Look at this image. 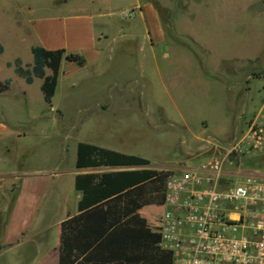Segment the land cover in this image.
Here are the masks:
<instances>
[{
    "label": "rangeland",
    "instance_id": "obj_1",
    "mask_svg": "<svg viewBox=\"0 0 264 264\" xmlns=\"http://www.w3.org/2000/svg\"><path fill=\"white\" fill-rule=\"evenodd\" d=\"M148 2L0 0V82L10 80L0 92V124L14 132L0 134V264H40L52 255L59 223L76 203L77 143L139 156L172 173L206 162L211 143L227 145L251 122L264 123L262 4L164 0L163 34L150 43L147 17L137 9ZM77 9L98 15L102 55H79L82 67L61 61L47 105L41 81L24 84L12 64L30 63L29 48L44 37L30 24ZM241 161L242 170L264 172V152ZM143 206L149 229L162 205ZM75 260L71 252L61 264Z\"/></svg>",
    "mask_w": 264,
    "mask_h": 264
},
{
    "label": "trees",
    "instance_id": "obj_2",
    "mask_svg": "<svg viewBox=\"0 0 264 264\" xmlns=\"http://www.w3.org/2000/svg\"><path fill=\"white\" fill-rule=\"evenodd\" d=\"M29 52L31 65L22 67L15 59L13 73L26 85L39 79L42 100L49 105L61 61L77 67H82L84 61L64 49L32 46ZM9 82H0V92L8 88ZM246 164L247 161L240 162V166ZM73 168L80 172L73 176V189L79 194L77 215L61 224L56 247L58 264L71 252L77 256L76 264H171L168 254L144 240L145 222L132 207L134 200L160 196L163 182L171 172L155 170L139 156L83 142L75 146ZM146 183H152L149 189L132 191Z\"/></svg>",
    "mask_w": 264,
    "mask_h": 264
},
{
    "label": "built area",
    "instance_id": "obj_3",
    "mask_svg": "<svg viewBox=\"0 0 264 264\" xmlns=\"http://www.w3.org/2000/svg\"><path fill=\"white\" fill-rule=\"evenodd\" d=\"M210 147L198 169L165 178L156 247L171 264H264V179L237 173L243 157L264 152V123Z\"/></svg>",
    "mask_w": 264,
    "mask_h": 264
},
{
    "label": "crops",
    "instance_id": "obj_4",
    "mask_svg": "<svg viewBox=\"0 0 264 264\" xmlns=\"http://www.w3.org/2000/svg\"><path fill=\"white\" fill-rule=\"evenodd\" d=\"M56 4L64 5L67 7V5L71 2H76V5L79 6V0H54ZM251 0H242V3L244 7H247V4ZM262 4L264 7V0H255ZM78 2V3H77ZM146 6L138 7V12L142 17L145 15L148 20V26H146V29H144L145 33V39L148 40V42L151 43V41L154 39H158L163 34V29L160 24V20L158 17L159 9H164V0H152V2H148ZM156 5L158 8H156ZM98 15L96 14H90L85 10L77 9L75 11L66 12V14L61 16H52V18H48L42 21L37 22V24H30L32 31L34 33L43 35L44 37L38 40L37 45L44 48L45 50H56V49H64L65 51L71 52L73 54L81 55L82 57L84 55H89L92 61H97L100 56L102 55V48H101V39H105V36L102 34H96L94 31V19L97 18ZM31 65L30 63H27L25 67H29ZM49 73L46 71L45 75H48ZM40 81V80H39ZM25 84V83H24ZM206 127H204L205 129ZM0 134L5 133L10 135H13L14 132H7L5 127L0 124ZM151 166V165H150ZM185 169H198L197 167L190 168H182L181 170ZM178 170V171H181ZM77 173H80L79 171L74 172L73 176ZM238 175H244V176H257L258 178L264 179V172H259L257 170L253 171H247V170H239L237 171ZM147 184V183H146ZM145 185V184H144ZM140 185L132 189V191H143L147 190L144 189L143 186ZM140 188V189H137ZM149 189V188H148ZM79 197V194L75 192V199L77 201ZM155 198H159L158 196H147L145 198H141L138 200L132 201V207L133 211L136 215H138L141 219L145 222V229H144V235L143 238L146 241L151 242L153 247H155L156 244H154V241L156 239V229L158 227V219L157 221L154 219L153 225L148 229V222L145 216L143 215L142 209L143 205L147 202H151L152 205L160 206V201H154ZM76 205V203H75ZM77 213L74 211L69 213L67 212L64 216V218L59 223V231L58 235L61 231V224L67 220L69 217L76 216ZM147 231L151 233V237L148 238ZM155 234V235H154ZM58 235H57V243H58ZM152 236H154L152 238ZM17 241V240H16ZM56 247L57 244L51 248L48 252L52 251V257H48L47 253L45 258L40 261V264H58L57 259V253H56ZM158 250V249H157ZM74 256L76 254L74 253ZM77 262V256L75 263Z\"/></svg>",
    "mask_w": 264,
    "mask_h": 264
}]
</instances>
